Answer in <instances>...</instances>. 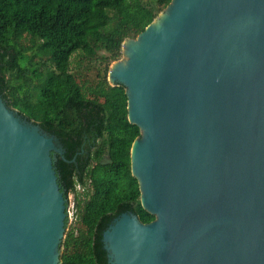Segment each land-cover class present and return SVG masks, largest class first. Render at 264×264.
Masks as SVG:
<instances>
[{
  "label": "water",
  "instance_id": "obj_1",
  "mask_svg": "<svg viewBox=\"0 0 264 264\" xmlns=\"http://www.w3.org/2000/svg\"><path fill=\"white\" fill-rule=\"evenodd\" d=\"M107 71L139 135L141 223L101 233L108 264H264V0H170ZM63 150L0 96V264H59Z\"/></svg>",
  "mask_w": 264,
  "mask_h": 264
},
{
  "label": "trees",
  "instance_id": "obj_2",
  "mask_svg": "<svg viewBox=\"0 0 264 264\" xmlns=\"http://www.w3.org/2000/svg\"><path fill=\"white\" fill-rule=\"evenodd\" d=\"M169 1L0 0L1 99L61 146L53 167L65 199L75 185L89 186L82 199L74 197L81 228L65 233L59 264H108L100 240L114 217L129 212L141 223L153 220L129 172L138 129L126 121L123 88L109 86L106 74L122 42ZM82 63L94 64L92 81L79 78Z\"/></svg>",
  "mask_w": 264,
  "mask_h": 264
},
{
  "label": "rangeland",
  "instance_id": "obj_3",
  "mask_svg": "<svg viewBox=\"0 0 264 264\" xmlns=\"http://www.w3.org/2000/svg\"><path fill=\"white\" fill-rule=\"evenodd\" d=\"M121 59V57H120ZM119 59V60H120ZM104 62H101L99 64V70L102 69V67L104 66ZM112 63L109 64V66L111 65ZM97 65V64H96ZM109 66H108V69H109ZM72 67V71L74 72V69H73V64L71 65ZM87 66L85 63H82L81 64V68L80 70H78V72H80V79H85L87 81H92L95 77V73H96V70L94 69V64L90 65L89 66V69H85ZM84 191H88L89 190V186L87 184V182H85V185L83 187ZM82 188L81 186H77L75 185L74 186V193H70L67 195V204H66V224H65V230H64V235L65 233H67L68 231L70 230H73L75 232V230L77 228H81V226L78 224L77 222V219H76V216H75V209H74V197L76 196L77 199H82L83 195H82ZM63 235V237H64Z\"/></svg>",
  "mask_w": 264,
  "mask_h": 264
}]
</instances>
